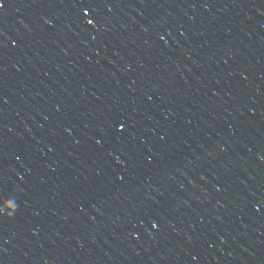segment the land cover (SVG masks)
Returning a JSON list of instances; mask_svg holds the SVG:
<instances>
[{
  "label": "water",
  "instance_id": "95a60500",
  "mask_svg": "<svg viewBox=\"0 0 264 264\" xmlns=\"http://www.w3.org/2000/svg\"><path fill=\"white\" fill-rule=\"evenodd\" d=\"M0 3V264H264V0Z\"/></svg>",
  "mask_w": 264,
  "mask_h": 264
},
{
  "label": "snow or ice",
  "instance_id": "6c2138e0",
  "mask_svg": "<svg viewBox=\"0 0 264 264\" xmlns=\"http://www.w3.org/2000/svg\"><path fill=\"white\" fill-rule=\"evenodd\" d=\"M0 7H3V4L2 3H0ZM85 7L87 8V11H85L84 14H85V16H87L88 15V11L91 10L89 0H85ZM87 23L89 25H91L93 23V20L92 19H88L87 20ZM123 128H124V125L121 123L120 124V129L123 130ZM4 195H5V193L0 192V198H2Z\"/></svg>",
  "mask_w": 264,
  "mask_h": 264
}]
</instances>
